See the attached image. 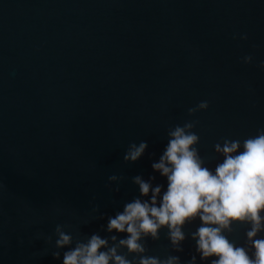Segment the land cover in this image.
<instances>
[{"label": "water", "instance_id": "obj_1", "mask_svg": "<svg viewBox=\"0 0 264 264\" xmlns=\"http://www.w3.org/2000/svg\"><path fill=\"white\" fill-rule=\"evenodd\" d=\"M192 120L213 170L217 142L264 128V0H0V264H62L57 224L73 244L125 238L108 217L150 198L136 176L166 191L152 164L169 128ZM141 141L144 154L125 161ZM200 226L183 225L182 251L162 228L146 255L210 264L192 236ZM249 226L225 235L244 245Z\"/></svg>", "mask_w": 264, "mask_h": 264}, {"label": "clouds", "instance_id": "obj_2", "mask_svg": "<svg viewBox=\"0 0 264 264\" xmlns=\"http://www.w3.org/2000/svg\"><path fill=\"white\" fill-rule=\"evenodd\" d=\"M246 38V37H245ZM246 61L252 58L246 57ZM202 101L189 108L192 115L207 109ZM198 121H186L168 130V142L152 168L166 177L163 185L153 187L140 176L134 177L139 185L140 196L125 203L123 211L109 216L107 231L126 233L125 238L112 235L102 238L93 233L87 239L74 241L66 224L55 227V248L63 252L62 264H179L178 256L160 259L146 255L147 238L158 240L160 230L167 228V238L176 251H182L180 242L185 239L183 225L196 217L201 226L192 233L196 251L201 259L215 257L210 264H264V128L255 136L239 139H223V144L214 145L215 153L223 156L213 169L206 166L205 158L196 147L200 136L193 131ZM148 148L147 141L131 143L124 155L125 161H136ZM242 149V150H241ZM110 176L109 180L116 179ZM151 179H155L152 177ZM233 222H247L244 245L230 240L225 232L232 231ZM51 243L52 237L46 238ZM109 241L113 243L109 245ZM120 248H126L122 253ZM129 254H135L129 259ZM52 255L60 258L61 252ZM193 256L189 264H195Z\"/></svg>", "mask_w": 264, "mask_h": 264}]
</instances>
